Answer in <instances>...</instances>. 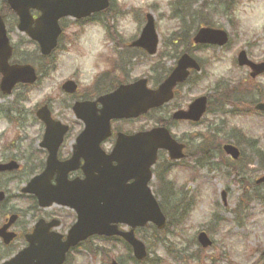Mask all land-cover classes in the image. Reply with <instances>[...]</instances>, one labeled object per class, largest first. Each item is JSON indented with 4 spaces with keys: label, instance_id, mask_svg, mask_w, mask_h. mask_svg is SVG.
I'll return each instance as SVG.
<instances>
[{
    "label": "rangeland",
    "instance_id": "obj_1",
    "mask_svg": "<svg viewBox=\"0 0 264 264\" xmlns=\"http://www.w3.org/2000/svg\"><path fill=\"white\" fill-rule=\"evenodd\" d=\"M111 1L112 10L104 17L80 23L72 19H64L61 24L65 27L63 35L67 39L65 42L74 40L76 43L68 46V50L63 54L61 43V51L58 50L43 61L39 59L35 47L25 36L19 34L15 28L9 31L11 44L17 51L15 60L24 62L28 61L31 55L35 56L37 60L31 62L47 73V76L42 75L34 88L16 89L15 94L25 99L19 102V106H15L17 111L14 105H10L12 98L1 99L0 106L4 110L0 113L1 118H15L18 111L20 117L31 118V111L35 105L49 98L54 114L62 115L63 97L60 86L63 81L71 77L75 78L84 89L91 83L95 74L110 67L106 64L110 61L126 66L125 71L127 70V77L130 80L146 78L150 82V87L158 83L162 76L156 74V70H160V67L154 68L153 71L150 67L157 65V58L148 59L132 50H121L120 47L138 37L145 22L144 16L148 13L154 16L156 31L162 45L167 44V39L171 37H184L186 32L179 31V21L171 17L170 3L174 0ZM203 5L206 7L205 10H201ZM197 11H202L200 18L208 19L212 27L228 33V44L221 49H204L194 53L202 63L203 72L195 74L181 88L174 102L136 121L117 124L125 132L136 131L135 128L147 130L157 125L160 119H167L179 104L187 105L193 98L201 95L211 97L209 110L198 125H169L171 134L186 144V159L167 167L166 180L173 186L171 193H165L161 192L157 185V175L161 172L162 165L167 166L168 160L167 154L161 153L154 168L150 187L162 202L166 213H169L170 208L180 201L182 207H187L188 213L184 223L182 222L181 231L179 230L182 237L175 236L176 231L173 234L171 231L166 232L157 238L152 237L151 230L139 232L137 237L144 241L149 252L148 261L143 264H194L188 260L182 262L180 257L184 258L185 255L181 252L179 259L167 258L164 245L168 247L174 245L178 250L188 247L189 253H193L199 248L195 242L196 234L200 230L206 231L214 242L210 249L198 252L206 260L213 257L217 264H264V260H259L261 251L264 250V185L259 188L253 186L255 179L264 173V169L253 155L256 152L264 154V113L254 110L252 102L259 98L256 93L243 98L238 106H234L230 100L228 104H224L225 106H220L222 105L220 98L224 90L228 89V94L235 95L236 88L241 89L245 83L249 89L254 88L261 95L260 102L264 103V75L253 83H247L248 72L235 64V57L241 49L246 50L252 61H264V0H198L197 4L191 7L190 14L193 16ZM188 17H182V21ZM95 20H102L105 26L109 27V31L104 30L100 22L95 23ZM193 20L195 24L200 22L199 17L198 20L196 17ZM192 26L190 20L185 19L182 30H190ZM109 38H112L113 42ZM114 48H116L115 53L112 52ZM122 58H125L126 62H122ZM159 61L162 63V71L173 62L170 58ZM9 109L11 111H8ZM232 111L238 112L233 116L224 113ZM10 112L15 115H9ZM64 113L67 119L73 120L69 110ZM14 133L13 126L0 120V154L3 150L2 145L10 142ZM27 133L31 138L33 130L27 128ZM210 134L215 135L216 144L225 137L233 143L238 142L243 150V162L234 163L232 166L238 171L239 177L230 173L229 167L225 166L229 162L228 158L220 157L219 154H215L214 159L211 160L212 163L217 164L216 168L209 169L206 164L198 166L197 160L206 163L200 153V150L204 149L200 138ZM240 178L244 184L246 182L248 184L245 185L248 186L245 190L237 182ZM0 186L8 188L1 185V181ZM10 189L11 187L9 191ZM223 191L226 192V206L222 201ZM243 191H245L244 201L241 207L236 209ZM254 194H257L259 199L254 200ZM169 215L172 217L171 213ZM173 217L176 219L175 216ZM62 218L66 226L74 221V216L65 210L62 211ZM162 239L165 243L160 242ZM92 246L97 248L94 255L83 249L73 253L67 264H109L110 259L113 260L116 256H120V259L127 264H132L129 254L121 246H114L115 248L102 246L96 240L92 241ZM99 246L103 249V254L99 252ZM222 253L224 259L220 257Z\"/></svg>",
    "mask_w": 264,
    "mask_h": 264
},
{
    "label": "water",
    "instance_id": "obj_2",
    "mask_svg": "<svg viewBox=\"0 0 264 264\" xmlns=\"http://www.w3.org/2000/svg\"><path fill=\"white\" fill-rule=\"evenodd\" d=\"M5 1L18 18V30L37 42L40 52L44 56L49 55L56 46L60 34L58 21L61 18L81 19L107 7V0ZM31 10L40 13L36 20L32 18ZM146 19L147 23L140 38L132 46L142 48L148 54L153 55L157 45V35L154 30L153 18L147 15ZM194 42L223 46L227 42V35L221 30L202 28L196 33ZM11 54L12 48L0 17V74L2 75L0 90L3 94H9L18 83L31 84L35 81V74L30 66L9 65ZM237 62L240 67L250 68L252 78L264 73V63L250 62L244 51L238 54ZM188 69L198 70V67L191 58L185 55L179 60L172 74L155 91L146 88L145 80L119 87L103 102L104 108L101 112L103 121L100 118L99 120L84 119L86 128L77 140L75 155L79 154V145L86 142L93 144V149L87 151L98 155L99 142L109 135L110 120L137 118L148 110L158 108L170 101L173 88L187 78ZM64 90L72 92L73 84L66 83ZM77 107L74 108V111L77 110ZM256 108L263 110L264 106L258 105ZM205 109L206 98L201 97L192 102L187 111L176 112L173 119L197 122ZM44 112L42 110L38 116L50 127L53 123L51 124L49 115ZM46 140L53 141L51 133H47ZM57 144L58 142L49 157L50 164L55 161ZM182 148L170 138L168 131L164 128H155L130 137L119 134L111 157H103L106 165L97 170L98 177H94L91 171L84 167L86 175L84 182L71 184L62 182L60 184L62 187L46 199L47 204L55 202L76 211L77 222L70 230L66 240L61 242L59 236L52 234L38 235L40 227H37L38 230L29 247L5 264H62L70 247L92 235L120 236L131 246L134 258L137 261L144 260L146 257L145 247L135 239L133 230L145 227L148 223L155 225L159 230L165 226V218L147 186L151 179L150 168L156 161L158 150H166L170 158L176 160L182 158ZM224 150L233 159L238 157V152L233 147L225 146ZM114 160L117 162V166L113 168L111 162ZM11 168L13 165L0 166V170ZM69 170V168L66 170L63 168V172H61L64 175ZM128 180H133V182L127 185ZM262 181L264 178L259 182ZM118 224L129 226L131 230L128 233L120 232L117 229ZM36 242L38 243L37 247L34 246ZM198 242L203 248L211 246V241L204 233L199 234Z\"/></svg>",
    "mask_w": 264,
    "mask_h": 264
},
{
    "label": "flooded vegetation",
    "instance_id": "obj_3",
    "mask_svg": "<svg viewBox=\"0 0 264 264\" xmlns=\"http://www.w3.org/2000/svg\"><path fill=\"white\" fill-rule=\"evenodd\" d=\"M61 40L62 54L66 50H68V46L76 43L74 40H69L70 42L66 43L65 41L67 39L62 36ZM182 41L183 40L179 39L167 40V46H165L164 48L162 47V45H159L157 52L160 54L163 50V54L165 57H172L174 49H190V51L194 49L196 51L201 50L200 46H194L192 44H190V46L187 48L181 47V45H178V43ZM131 42L132 41L126 43L123 46L121 45V50L129 49L134 51L135 53H141V55L146 56L143 51L135 48H130L129 45ZM115 44L117 45V43ZM116 45L113 46L116 47ZM174 45H177V47H174ZM115 50L116 48H114L112 52H114ZM176 55L177 59L169 65L167 71H165L162 75L161 81L155 84L152 88H156L174 68V66L176 65V61L178 60L179 53H177ZM121 60L122 62H126L125 58H122ZM106 64L110 65V67L95 74L91 79V83L87 85L84 89L80 87L79 82L75 78L71 77V79L75 81L77 85V90L72 94L66 93L62 90V115L56 116L54 114L49 98L48 100H45L38 105H35L33 111H31V118L20 117L19 111L17 112V115L12 114V112L9 113V115H15V118L0 117V120H4L7 125H11L15 128V133L12 134L13 137L10 142L4 143L2 145L3 150L0 154V165H8L11 162L16 165V168L13 170L0 172L1 185L3 184L4 186H8V188L0 186V194H3V198L0 201V232L2 231L3 233V235L0 236V258H2L0 262L7 259L11 255L17 254L18 252L27 247V237L32 235L38 223L42 222L43 224H49L51 222H57V226L54 229L51 228L49 231L53 230L61 236L66 235L67 231L72 225L73 222L71 224L69 223L68 226L64 225L62 218V206L50 205L42 207L39 203V198L37 194L41 195V197L49 194L47 188L51 189V186L56 184V172L51 176L50 181L43 179L31 185V193L24 192V189L29 186L32 180L38 177L46 169L47 158L49 155L47 148L44 146L42 147L43 137L45 134V126L41 121L38 120L36 114L41 107H45L49 111L53 121L58 122L62 126L64 125L67 127L66 133L62 136L61 143L56 149V160L62 163L69 161L72 157V149L76 145L77 137L84 130L83 117L88 116V118L91 120H99L102 109V104L98 101L99 98L113 92L118 86L128 84L132 81L127 77L128 75L126 74V67L124 65L120 66L116 63V61H110V63ZM161 64L162 63L160 62L157 67H161ZM198 64L200 66V69H202V63L200 60L198 61ZM33 67L38 76L37 82L40 81V77L42 75L47 76V73L41 71L38 66L33 65ZM118 67H120V69H118ZM193 74V71H190V77H192ZM66 80H64L63 82H65ZM184 85H186V83L177 85L174 88V100L178 98V93H180V90L184 87ZM35 86L33 85L30 88H34ZM23 87L24 86H16L9 96H3L0 93V100L12 98L10 105L19 104V102H21L24 97L15 94V91L18 88L24 89ZM86 102H93L94 104L80 107L77 111V115L73 113L72 106L75 103L83 104ZM187 106L188 104L184 106L179 104L176 109H186ZM13 107L15 108V106ZM15 109L17 111V108ZM67 110L70 111L71 117L73 116V120L66 118L64 112ZM3 111L4 110H2V106H0V113H3ZM8 111L11 110L9 109ZM119 122L130 123V121L109 122L110 136L100 141L97 146V148H99L106 154H109L115 146L116 137L118 133L123 132L126 134H132L136 131L142 130L141 128H135L136 131L125 132L122 130L121 127L117 125ZM27 128L33 130L31 138L27 133ZM59 129V126L56 127V130ZM49 132L53 136V140L57 143L58 133L55 132L53 128L49 129ZM206 138H209V136H207ZM184 146L186 148V144H184ZM49 147H54L53 141L49 142ZM90 149H93V144H90L88 142L82 144L81 150L84 152L78 158V168L68 174V180L71 181L75 178H83L82 167L87 162H90V159L88 157L85 158L88 155V151L85 150ZM212 153L214 155L219 154L220 157L224 156V152L221 149H211V146L208 145L204 151L205 157H210ZM113 164L115 163L113 162ZM130 182L131 181H129V183ZM10 187L11 189L9 191ZM34 246H37V242L34 243ZM74 252H76V249H71L69 254H67V257L72 255Z\"/></svg>",
    "mask_w": 264,
    "mask_h": 264
},
{
    "label": "trees",
    "instance_id": "obj_4",
    "mask_svg": "<svg viewBox=\"0 0 264 264\" xmlns=\"http://www.w3.org/2000/svg\"><path fill=\"white\" fill-rule=\"evenodd\" d=\"M188 1H190V0H177L175 3H173V5H172V9H171V11H172V17L174 18V19H178L179 21H180V23H184V20L186 19V18H184V20L182 21V16H189L188 17V20H190V23H191V28H192V30H196L198 27H199V25H204V26H212V23L208 20V19H204L203 17L202 18H200L201 17V13H202V11L201 12H195L194 14H193V16L190 14L191 13V6H193V5H195V4H197V2H198V0H192L191 2H189V4L188 5H186L189 9L188 10H186L185 12H184V14L181 12V9H180V7L181 6H183V5H185ZM181 4H183V5H181ZM0 6H2L1 7V10H0V14H2V15H4V16H11L12 15V13H11V11L9 10V8L7 7V5H6V3L4 2V1H2L1 2V4H0ZM205 6L203 5L202 6V8H201V10L203 9V10H205ZM178 13H180L181 15L179 16V14ZM13 16V15H12ZM197 18V20H198V17H199V19H200V22H199V24H195V22H194V18ZM183 27V26H182ZM191 28H190V30H189V32H188V30H182L183 32H186L183 36L184 37H187V38H190V33L192 32V30H191ZM237 89V93L235 94V95H231V94H228V89H227V91L225 90L224 92H223V94H221V98H220V100L221 101H224V102H228L229 100H230V102H241L242 101V99L246 96V95H248L251 91L250 90H248V89H245V93H243L244 91L243 90H241V89H239V88H236ZM253 90V89H252ZM255 92V91H254ZM243 93V94H242ZM240 95H241V98H239L240 97ZM245 95V96H244ZM209 106H210V104H209ZM224 125H225V123H224ZM226 141H228V139L226 138V139H224V142H226ZM233 172H236L235 170H233ZM161 174V173H160ZM164 176L161 174L160 176L158 175L157 176V179H158V183H160V185L161 184H163L164 183ZM168 190H169V188H168ZM168 190H165L166 191V193H171V192H168ZM161 204H162V202H161ZM181 204H182V201H180V202H177V204L176 205H174L173 207H171L170 208V211H169V213H171L172 214V217L173 216H175V217H177L176 219H173V218H171V216L169 215V213H167V216H168V224H167V227H166V229L163 231V232H158L157 230H155V228H153V227H150V229H151V232H152V237L153 238H157L158 236H160L161 234H163V233H165V232H168V230H180L181 231V229H182V226L180 225V220H181V218L184 216V218H185V215L184 214H186V213H188L185 209H184V207H182L181 206ZM163 206V205H162ZM177 220V221H176ZM176 227V228H175ZM174 228V229H173ZM180 231H178L175 235L177 236V237H180V236H182V234L181 233H179ZM163 241H164V239H162ZM116 241V240H115ZM114 242V241H113ZM165 242V241H164ZM171 246H169L168 248H167V255H170L171 257H173V256H175L176 255V253H174L173 251H171L170 248ZM179 251L181 252V254H183V255H185L184 256V258H181L180 257V259L182 260V262H184L185 260H188V261H190V262H193L194 264H217L215 261H214V259H211V260H206L205 258H202L201 257V254L200 253H198V252H200V250H195V251H193V253L191 252V253H189V249H188V247L187 248H185V249H179ZM127 254H129V253H127ZM129 260H130V262L131 263H133L134 264V262H133V259L131 258V256H130V254H129ZM174 258H177V257H174ZM118 261H119V263L120 264H127L123 259H120V258H118ZM146 261H148V259H146Z\"/></svg>",
    "mask_w": 264,
    "mask_h": 264
}]
</instances>
